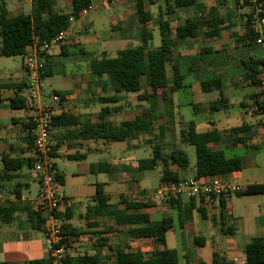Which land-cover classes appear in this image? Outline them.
I'll use <instances>...</instances> for the list:
<instances>
[{
	"label": "crops",
	"instance_id": "crops-1",
	"mask_svg": "<svg viewBox=\"0 0 264 264\" xmlns=\"http://www.w3.org/2000/svg\"><path fill=\"white\" fill-rule=\"evenodd\" d=\"M128 1L89 0V12L106 6L112 9L118 22L110 23V31L102 33L91 29V19L83 21L82 16L72 20L63 41L47 53L46 77L54 72L52 61L67 56L70 50H78L82 57L74 59H84L88 65L86 73L66 79L72 89L51 90L63 95L54 110V115L60 117L51 125L50 141L57 179L70 200V205L58 215L66 226V264H77V257L82 255H96L100 264H120L118 251L148 256L164 248L177 250L178 239L183 264H213L216 255L228 264H246L245 244L264 236V193L255 191L257 184L264 183V130L257 109L259 83L254 84L248 78L244 62L249 59L264 62V45L255 43L248 34L247 8L242 0H197L171 12L165 11V0L148 4L144 0V8L150 15L144 24L138 20L134 2ZM62 3L55 0L53 9L69 12V1ZM188 18L198 20V33L178 40L173 46L166 63L168 85L164 91L158 89L151 95L150 87L145 86L139 91L116 93L107 75L92 74L93 59L110 57L111 53L116 55L119 49L126 48H116V44L129 42L131 47L137 46L142 43V36L151 35L148 44L152 30L159 29L161 21L173 29ZM119 28L125 32L115 33L114 29ZM174 65L180 76L178 89L172 88ZM261 77L264 67L257 79ZM25 80L22 61L18 70L0 69V207L11 208L9 220L0 219V263L27 264L48 259L43 230L28 217L27 209L33 208L39 191L34 169L29 165L6 169L4 165V158L33 157L26 126L30 124L29 112L23 107L12 108L10 103L12 98L23 96ZM213 80L218 83L203 91L202 83ZM178 90L189 97L182 98ZM143 94L146 97L140 98ZM204 94L213 97L203 99ZM107 96H116V100L104 101ZM15 109L23 112L16 114ZM124 123H136L138 128ZM238 126L246 127L244 132L233 133L232 129ZM190 130L217 131L218 141L208 145L221 149L228 157H240L239 170L215 174L241 187L239 194L225 198L224 225L213 199L191 200L180 195L171 201L158 197L155 191L165 168L161 162L156 166L161 168L156 187L151 186L149 172L156 167L138 168L139 160L152 156L155 145L161 147L163 155L176 149L184 151L181 146L191 144ZM114 132H125L127 136L109 139L108 135ZM239 137L244 138L243 142L236 140ZM238 149L240 154H234ZM169 168L179 178L195 176L194 168L182 169L175 164ZM98 188L106 197L103 209L94 199ZM249 195L257 196V201L240 205L233 201V196ZM125 216L145 219L125 223ZM164 218L172 220V227L165 232L163 241L135 235L134 229Z\"/></svg>",
	"mask_w": 264,
	"mask_h": 264
},
{
	"label": "trees",
	"instance_id": "trees-1",
	"mask_svg": "<svg viewBox=\"0 0 264 264\" xmlns=\"http://www.w3.org/2000/svg\"><path fill=\"white\" fill-rule=\"evenodd\" d=\"M71 6L69 12H58L53 9L55 0H30V12L21 13L16 16H10L6 7L5 1L0 0V56H22L27 48L34 42H41L48 39L57 33L68 28L72 20L81 17L83 7L89 5V0H68ZM135 5V11L140 23L144 24L150 17L149 13L144 8V0H132ZM197 0H165V11L171 12L177 7H188L194 4ZM198 20L195 18L185 19L175 28L171 29L164 21L159 23V31L161 36L160 45L156 48H148L147 40L151 35L142 36V43L133 46L119 49L115 56L93 59L90 67L92 74L107 75L109 81L113 85L114 91H139L145 86H149L154 95L158 89L164 91L168 85L166 75V63L170 60L172 48L175 43L186 37H193L198 33ZM248 22L246 20V27ZM173 34V38L171 37ZM249 36L255 40L256 35L248 30ZM47 60L43 75L46 77L49 73L46 72ZM244 66L248 70V78L254 83H259L257 75L261 73L264 62L262 59H249L244 62ZM173 89H178L181 86L180 76L177 67L173 66ZM218 81L213 80L202 83V90L209 91ZM63 96L62 94L60 95ZM146 97L145 94L140 95ZM104 101H115L116 96H107ZM12 108H24L22 97H14L10 100ZM262 102H258V107L262 106ZM64 116V115H63ZM60 117V116H59ZM52 116L51 125L59 118ZM124 126L133 125L138 128L136 123H124ZM27 126V133L30 135V124ZM137 126V127H136ZM244 126L234 127L233 133L244 132ZM190 142L194 146L196 161L194 164L195 176H212L215 174H226L232 171L239 170L241 167L240 157L237 155L226 156L221 149H213L208 144L209 142L218 141L217 131L194 132L190 130ZM127 136L125 132H114L108 135L111 140H121ZM242 137L236 138L238 142H243ZM32 142V138L30 140ZM17 161V162H16ZM16 162V163H14ZM161 162L165 167L162 171L160 180H178L179 175L172 172L169 168L171 164H175L178 168H186L189 165L188 158L181 149L171 150L168 154L163 155L161 147L155 145L150 158L141 159L138 163L139 169H152ZM6 169H17L23 165L33 166V157L17 160L14 158H4ZM257 193H264V183L255 186ZM241 187L234 193L239 194ZM202 198V197H201ZM95 201L103 209L105 206L106 197L102 195L100 189H97V194L94 197ZM193 198H191L192 200ZM167 200H173V197ZM220 222L224 225L225 215V198H219ZM11 209V208H10ZM9 208L0 207V219L8 221L7 214L11 211ZM28 217L33 222V225L42 229L45 221L43 213L36 210L34 207L29 208ZM203 214V212L201 211ZM59 215V214H58ZM144 216H125L123 222L137 223ZM65 234L66 226L63 224ZM172 227V220L164 218L159 222L147 223L144 227L134 229V233L139 237H156L163 241V236L167 230ZM227 233H230L227 231ZM66 236V235H65ZM244 258L246 264H264V236L254 237L251 241L245 244ZM178 261V253L176 249L164 248L160 251H154L148 256H144L140 252L118 251V262L120 264H176ZM10 264V263H0ZM27 264H49L47 260H31ZM66 264V258L64 260ZM77 264H100V259L96 255H82L77 257ZM213 264H228L221 256L216 255L213 259Z\"/></svg>",
	"mask_w": 264,
	"mask_h": 264
},
{
	"label": "built area",
	"instance_id": "built-area-1",
	"mask_svg": "<svg viewBox=\"0 0 264 264\" xmlns=\"http://www.w3.org/2000/svg\"><path fill=\"white\" fill-rule=\"evenodd\" d=\"M247 8V29L256 35L255 43L264 45V0H242ZM91 6L83 7L81 17L88 14ZM66 29L41 42L34 41L22 55V67L26 73L22 96L24 108L29 112L30 135L32 138L33 169L38 178L39 191L33 207L43 213L44 243L49 264H64L67 251L66 236L58 214L70 205L69 198L61 189L53 161V145L50 141L52 116L61 97L45 91L43 70L49 49L65 38ZM260 101L258 110L262 116L264 130V77L259 80ZM239 189V185L227 182L217 175L193 176L178 180L162 181L156 195L170 199L180 195L191 198L213 199L219 206V198H227Z\"/></svg>",
	"mask_w": 264,
	"mask_h": 264
},
{
	"label": "rangeland",
	"instance_id": "rangeland-1",
	"mask_svg": "<svg viewBox=\"0 0 264 264\" xmlns=\"http://www.w3.org/2000/svg\"><path fill=\"white\" fill-rule=\"evenodd\" d=\"M6 7L8 9L10 16H16L21 13H28L30 11V0H4ZM65 0H58V4H63L62 2ZM119 1V0H118ZM151 1L154 0H145V3L148 4ZM162 0H155V2ZM117 2V1H116ZM125 3L129 2L128 0H124ZM115 4V1L114 3ZM64 8V7H63ZM83 21H87L88 19H91L93 23L91 24V29L97 31H101L102 33L109 32L110 31V23H116L118 22V19L116 18L115 14L113 13L112 9L106 7V6H100L99 8L92 10L89 12L88 15L83 16ZM103 22V25H100L98 23ZM115 33H124L125 30L122 28L114 29ZM160 45V32L159 29L154 28L152 30V39L148 42L147 47L148 48H155ZM122 47H131V43H118L116 44V48H122ZM78 50H70L69 54L67 56H60L57 59H54L52 62L54 63V72L52 75L45 77V91L47 93H51V90L57 89V90H65V89H72V86L69 81H67L70 77H74L77 73H86L88 70V65L84 59L76 60L74 59L76 56H79ZM115 53H111V56H114ZM81 56V55H80ZM82 57V56H81ZM22 61L21 56H11V57H0V69H3L4 72H7L9 70L19 69L20 63ZM67 79V80H66ZM179 95L182 98L189 97L185 95L182 90H178ZM204 98H211L213 97V94H204ZM23 112L21 109H15L14 113H21ZM181 148L184 150L188 161L189 166L188 168L193 169L194 164L196 161L195 156V149L194 146L191 144H185L182 145ZM228 153V152H227ZM234 154H240V149L235 151ZM160 170L161 168L158 166L155 169L149 171L151 174V186L156 187L159 182V176H160ZM190 172V171H189ZM190 174V173H189ZM257 196L255 195H249V196H233V201L238 203L239 205L242 203H255L257 201ZM167 200V199H166ZM174 229L175 233L178 235L180 234L179 228H178V218L176 216L177 211H174ZM233 226L236 225V223L232 222ZM178 263L183 264V257H182V251L181 248V242L178 239ZM209 248H206V253Z\"/></svg>",
	"mask_w": 264,
	"mask_h": 264
}]
</instances>
